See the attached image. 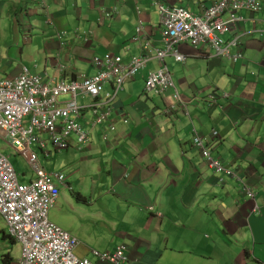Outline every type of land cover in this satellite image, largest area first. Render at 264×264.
<instances>
[{"label":"crops","instance_id":"obj_1","mask_svg":"<svg viewBox=\"0 0 264 264\" xmlns=\"http://www.w3.org/2000/svg\"><path fill=\"white\" fill-rule=\"evenodd\" d=\"M162 1L201 14L217 0ZM261 1V12L240 11L245 21L223 34L226 41L239 36L243 57L237 61L216 57L207 44L187 42L178 46L185 60L167 55L165 62L186 108L177 105L166 112L173 103L170 92H146L148 72L161 64L152 57L124 82L106 122L93 125L90 111H84L79 122L89 129L87 145L81 147L75 135L68 148L52 149L49 155L33 145L42 166L63 171L69 181L49 218L79 240L78 256L110 264L95 257L93 249L112 251L123 243L128 247L127 264H264ZM46 5L50 22L40 0H0V77H15L24 66L56 79L95 74L96 54L121 53L128 61L142 52L135 39L140 19L152 40L158 31L153 0H46ZM89 31L92 37L85 41ZM237 49L232 47V53ZM104 90L112 92L114 84ZM211 95L221 96L214 104ZM110 122L115 129L104 140ZM195 127L209 139L213 155L255 190L254 200L238 178L220 182L213 174L192 143ZM21 161L27 169L15 170L20 182L28 183L35 172L23 156ZM2 217L0 264L5 256L8 264H15L21 246L8 235Z\"/></svg>","mask_w":264,"mask_h":264},{"label":"built area","instance_id":"obj_2","mask_svg":"<svg viewBox=\"0 0 264 264\" xmlns=\"http://www.w3.org/2000/svg\"><path fill=\"white\" fill-rule=\"evenodd\" d=\"M153 2L159 12L156 37L151 39L140 19L135 39L139 40L142 52L128 63L123 62L120 55L105 53L93 56V66L99 69L93 76L82 75L67 81L45 77L24 66L15 77H0V138L12 151L22 155L35 172L31 181L20 182L13 164L0 150V215L6 222L9 236L21 246L15 264H94L88 257L77 256L75 249L79 240L50 220L49 210L62 189L69 186V181L63 171H47L33 145H37L44 155L68 148L72 135L78 138L81 147L87 145L90 141L89 129L79 122L84 111H90L93 125L106 122L113 100L124 82L145 68L152 57L161 64L156 70L148 72L146 92L164 94L169 91L173 103L166 112L182 105L181 93L165 62L167 55L185 60L177 46L187 42L196 47L207 44L214 49L216 57L237 61L243 53L240 50L231 55V48L241 45L239 36L235 35L226 42L223 34L231 31L233 25L245 21L240 11L257 13L263 9L260 0H217L203 13L196 14L186 7L170 6L162 0ZM40 3L43 9H47L46 0H40ZM106 14L109 16L111 12ZM91 36V32H87L84 40L89 41ZM110 83L114 84V90L104 94V87ZM63 96L67 98L62 99ZM223 97L228 95L225 93ZM88 98V103L80 102V99ZM209 98L214 100L215 96ZM182 106L186 108V105ZM108 126L104 128V140L108 139V132L115 129L113 122ZM193 132V143L207 163L218 173L230 174L232 170L225 168L213 156L212 146L206 138L197 130ZM244 189L247 196L254 200L255 194L250 186L244 183ZM253 211L260 212L256 200ZM114 249H93L92 253L110 264H127L128 247L122 243Z\"/></svg>","mask_w":264,"mask_h":264},{"label":"rangeland","instance_id":"obj_3","mask_svg":"<svg viewBox=\"0 0 264 264\" xmlns=\"http://www.w3.org/2000/svg\"><path fill=\"white\" fill-rule=\"evenodd\" d=\"M261 1V0H260ZM262 2V1H261ZM262 4H263V2H262ZM40 6H41V8H42V5H41V3H40ZM46 7H44V9H45ZM260 8V7H259ZM258 8V9H259ZM43 8H42V10H43V12H44V14L46 15V17H48V16H50L49 15V9H48V7H47V9H45L44 10ZM261 12V11H260ZM47 20V22H50V20H49V17L46 19ZM137 27V26H136ZM235 36V35H234ZM233 36V37H234ZM232 39V38H231ZM231 39H229V40H225L226 42H229ZM240 43H241V41H240ZM181 45V44H180ZM242 45V44H241ZM241 45L238 47V49H237V52H239L241 49H242V47H241ZM179 46V45H178ZM178 46H177V48H178ZM232 52V51H231ZM107 53H114V54H117V55H120L121 56V58H122V61L123 62H125V63H128L130 60H131V58L128 60V61H125L124 60V58H123V56H122V54L121 53H115V52H107ZM96 55H99V54H96ZM103 55V54H102ZM231 55H234L233 53H231ZM95 56V55H94ZM93 58V57H92ZM224 58H228V57H224ZM229 59V58H228ZM97 70H99V69H97ZM93 74V73H92ZM90 74V75H88V74H81L80 76H82V75H85V76H93V75H95V74ZM80 76H75V77H72V78H70V79H66V78H64L63 77V79H65V80H67V81H69V80H72V79H76V78H79ZM2 78V77H1ZM62 78V77H61ZM225 95V92L223 93V96ZM226 95H228V93H226ZM221 96V95H220ZM220 96H218V95H216L215 96V99L213 100L214 101V104L216 103V102H218V98L220 97ZM62 99H65V98H67V96H63V97H61ZM81 100V99H80ZM208 102V104H209V101H207ZM193 130H197V132H199L200 133V130L198 129V127H195V128H192ZM199 130V131H198ZM213 134H216L217 133V130L214 128V129H212V131H211ZM193 135H194V132H193ZM193 135H192V138H193ZM7 143H5V142H3V141H1L0 140V150H1V152L3 153V154H5L6 156H8V158H9V160L12 162V164L14 165V168L17 170V172L18 171H22L23 169L24 170H26L27 169V167L22 163V161H21V158H22V156H20V155H13V151L11 150V149H9L7 146ZM21 157V158H20ZM44 158V157H43ZM45 159V158H44ZM220 162H221V164L225 167V168H227V169H230V170H232V172L230 173V174H224V173H218L212 166H210L209 165V163H207V161H206V165L209 167V169H211L212 171H213V174H215V176H217L218 177V179L220 180V182H223L226 178H228V177H236V178H238V174L235 172V170L234 169H232L231 167H228V166H226L224 163H223V161L222 160H220L219 158H217ZM48 160V159H47ZM18 168H20V170L18 169ZM238 180L239 181H242V190L245 192V189H244V182H243V180L239 177L238 178ZM252 191H253V189H252ZM254 192V194L256 195V192H255V190L253 191ZM246 194V193H245ZM246 196H247V194H246ZM248 198H250L249 196H247ZM3 218V217H2ZM125 246H127L126 244H125ZM115 249H113L112 251H114ZM76 253V252H75ZM78 256V255H77ZM79 257H82V256H79Z\"/></svg>","mask_w":264,"mask_h":264},{"label":"clouds","instance_id":"obj_4","mask_svg":"<svg viewBox=\"0 0 264 264\" xmlns=\"http://www.w3.org/2000/svg\"><path fill=\"white\" fill-rule=\"evenodd\" d=\"M89 32H91V35L93 34L92 33V31H89ZM86 34V33H85ZM79 35V34H78ZM85 36V35H84ZM92 37V36H91ZM89 41H90V39H89ZM213 134V133H212ZM217 135V134H216ZM213 136H215V135H213ZM204 138H206V141H207V143L208 144H210V141H209V139H207V137H205V136H203ZM192 143H193V138H192ZM195 144V143H194ZM193 144V145H194ZM211 145V144H210ZM195 146V145H194ZM196 147V146H195ZM197 148V147H196ZM198 149V148H197ZM212 149V148H211ZM199 150V149H198ZM200 152V151H199ZM213 153V152H212ZM201 156H202V154H201ZM214 156V155H213ZM203 157V156H202ZM204 158V157H203ZM205 159V158H204ZM205 161H206V159H205ZM251 188V187H250ZM252 189V188H251ZM8 231V230H7ZM8 233V232H7ZM9 235V234H8Z\"/></svg>","mask_w":264,"mask_h":264},{"label":"trees","instance_id":"obj_5","mask_svg":"<svg viewBox=\"0 0 264 264\" xmlns=\"http://www.w3.org/2000/svg\"><path fill=\"white\" fill-rule=\"evenodd\" d=\"M173 99V98H172ZM8 262H10V259L7 258L6 256L4 257V264H8Z\"/></svg>","mask_w":264,"mask_h":264}]
</instances>
